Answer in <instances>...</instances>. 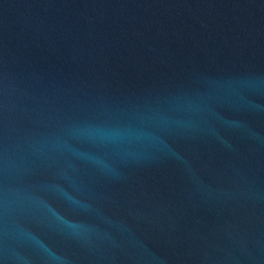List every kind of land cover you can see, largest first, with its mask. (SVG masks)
Masks as SVG:
<instances>
[{
    "label": "water",
    "instance_id": "obj_1",
    "mask_svg": "<svg viewBox=\"0 0 264 264\" xmlns=\"http://www.w3.org/2000/svg\"><path fill=\"white\" fill-rule=\"evenodd\" d=\"M0 264H264V0H0Z\"/></svg>",
    "mask_w": 264,
    "mask_h": 264
}]
</instances>
